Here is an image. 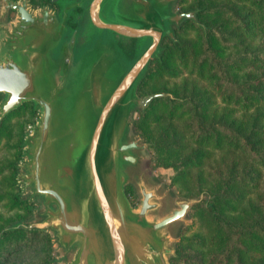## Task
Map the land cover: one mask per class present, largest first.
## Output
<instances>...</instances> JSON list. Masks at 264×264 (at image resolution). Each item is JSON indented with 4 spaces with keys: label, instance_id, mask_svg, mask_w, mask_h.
<instances>
[{
    "label": "water",
    "instance_id": "95a60500",
    "mask_svg": "<svg viewBox=\"0 0 264 264\" xmlns=\"http://www.w3.org/2000/svg\"><path fill=\"white\" fill-rule=\"evenodd\" d=\"M176 1L87 0L93 26L143 43L126 62L110 37L75 54L73 34L62 39L64 16L47 5L0 0V120L23 102L37 111L15 164L19 198L33 204L7 228L46 232L54 264H170L187 211L209 197L171 195L149 174L148 143L132 130L136 108L172 97L136 90L162 37L175 39L170 25L190 19L204 29L197 9Z\"/></svg>",
    "mask_w": 264,
    "mask_h": 264
},
{
    "label": "trees",
    "instance_id": "16d2710c",
    "mask_svg": "<svg viewBox=\"0 0 264 264\" xmlns=\"http://www.w3.org/2000/svg\"><path fill=\"white\" fill-rule=\"evenodd\" d=\"M36 3L37 0H31ZM179 10L196 8L197 20L171 25L137 84L138 95L166 91L137 110L132 127L151 152L150 166L170 168L169 186L185 196L209 195L191 205L190 225L178 230L170 264H264V0H177ZM124 57L132 45L121 44ZM1 95V94H0ZM23 102L0 120V264L39 241L44 264L54 254L47 233L20 227L32 201L16 185L23 121L34 117ZM20 120V119H19ZM8 140H12L7 144ZM125 192L134 197L130 184Z\"/></svg>",
    "mask_w": 264,
    "mask_h": 264
},
{
    "label": "flooded vegetation",
    "instance_id": "af4514ba",
    "mask_svg": "<svg viewBox=\"0 0 264 264\" xmlns=\"http://www.w3.org/2000/svg\"><path fill=\"white\" fill-rule=\"evenodd\" d=\"M29 2L33 7H37L42 4L47 5L54 11V14L58 19H61L64 16V25L66 26V29L63 31L62 39L69 38L70 35L73 34V50L75 54H78L81 50L86 48L97 37H110L120 48L122 58L126 62H130L136 55L141 44L143 45L139 38L122 36L117 33L107 31L106 29H97L93 26L88 17L87 0H37L36 3H32L31 0H29ZM71 2H75L77 4L65 9L67 8L66 5ZM9 15H12V11H10ZM124 42H128V44L132 45L133 57L131 60L126 59L122 53L121 44Z\"/></svg>",
    "mask_w": 264,
    "mask_h": 264
},
{
    "label": "rangeland",
    "instance_id": "374dc122",
    "mask_svg": "<svg viewBox=\"0 0 264 264\" xmlns=\"http://www.w3.org/2000/svg\"><path fill=\"white\" fill-rule=\"evenodd\" d=\"M177 2V1H176ZM175 8L178 9V7L176 6V3H175ZM179 10V9H178ZM9 14H10V11H9ZM9 17H11L9 15ZM139 108H136L133 113H132V117L133 119L136 117L137 115V110ZM141 110V109H139ZM36 115H37V111H36ZM36 115L34 117H30L29 119L25 116L19 118L18 120H16L14 122V120L11 121V124H13V132L17 131V126H15L16 123H18L17 121H23L22 125H21V128L23 129V133L25 131H28L29 130V127L31 125V123L35 120L36 118ZM133 123V122H132ZM132 130L134 131L133 127H132ZM136 132V131H135ZM22 133V135H23ZM138 133V132H137ZM139 134V133H138ZM140 135V134H139ZM141 136V135H140ZM142 137V136H141ZM22 138V137H21ZM143 139V138H142ZM144 140V139H143ZM12 140H8L7 141V144L5 145H8L9 143H11ZM146 142V141H145ZM148 143V142H147ZM21 146V145H20ZM145 155L147 156V160H146V167H148V172L149 174L152 176V178L154 180H156L157 182H159L163 188H168L169 191L171 192L170 194L171 195H174V194H180L174 190H172V188H170L168 182H169V177L172 173V170L170 168H163V167H155L153 170L149 164L150 162V157H151V152L150 150L148 149V144L147 146L145 147V151H144ZM9 155V148H2L0 150V159L3 158V157H6ZM1 179V178H0ZM16 183V182H15ZM18 187V186H17ZM19 188V187H18ZM134 193V192H133ZM128 199L131 201V203L135 204L137 202V197L136 195L134 194V197H128ZM33 204V202H32ZM31 204V205H32ZM190 210V208H189ZM189 210L187 211V217H188V220H189V223L188 224H185V225H180V227L182 226H186V225H190L191 223V217L188 215V212ZM0 213L2 215H8L10 213H12L11 211H7L5 208L2 207L1 203H0ZM30 215V214H29ZM29 217V216H28ZM27 217V218H28ZM24 219V218H23ZM20 220V219H19ZM11 224V223H10ZM178 228V230H179ZM178 230H177V235H178ZM43 232V231H42ZM46 233V232H45ZM178 239H179V235H178ZM50 241V239H49ZM178 241V240H177ZM176 241V242H177ZM51 245V243H50ZM52 247V252L55 256L56 254V251L54 250L53 246L51 245ZM44 257H45V251L43 249V247L41 246V244L39 243V241H35L33 242V244H31L30 246H27V247H21L19 250L17 249V251H15L14 253L10 254L9 255V258L8 260L6 261L5 264H44ZM54 258V257H53ZM53 264H54V261H53Z\"/></svg>",
    "mask_w": 264,
    "mask_h": 264
}]
</instances>
